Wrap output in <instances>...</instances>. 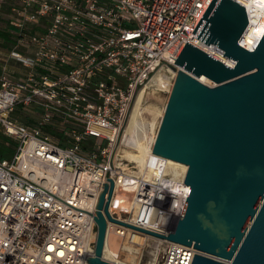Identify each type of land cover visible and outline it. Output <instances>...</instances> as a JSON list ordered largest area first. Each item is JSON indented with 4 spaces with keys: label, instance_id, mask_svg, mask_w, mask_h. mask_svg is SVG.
<instances>
[{
    "label": "built area",
    "instance_id": "1",
    "mask_svg": "<svg viewBox=\"0 0 264 264\" xmlns=\"http://www.w3.org/2000/svg\"><path fill=\"white\" fill-rule=\"evenodd\" d=\"M211 1L0 0L15 32L10 58L29 69L21 79L0 78V132L15 143L13 156L0 159V264H88L106 179L112 198L127 180L135 187L128 211L109 205L113 219L164 237L174 232L189 192L186 173L176 191L163 173L146 180L132 171L121 154L131 149L125 133L141 91L161 72L174 75L171 89L185 44L205 46L192 32ZM232 1L248 20L238 46L253 52L264 12L254 14L256 0ZM206 48L229 61L215 45ZM17 109L31 124L11 118ZM108 231L122 250L144 248L135 235L163 245L160 264H191L197 254L194 244L107 221ZM107 258L123 264L119 252Z\"/></svg>",
    "mask_w": 264,
    "mask_h": 264
},
{
    "label": "water",
    "instance_id": "2",
    "mask_svg": "<svg viewBox=\"0 0 264 264\" xmlns=\"http://www.w3.org/2000/svg\"><path fill=\"white\" fill-rule=\"evenodd\" d=\"M247 25L240 4L212 0L192 34L232 66L188 43L174 63L179 70L152 146L153 155L187 167L189 192L174 232L164 237L113 219L114 183L106 179L88 264H112L101 259L107 221L194 244L191 264H264V35L253 52L244 50L238 41Z\"/></svg>",
    "mask_w": 264,
    "mask_h": 264
},
{
    "label": "bare ground",
    "instance_id": "3",
    "mask_svg": "<svg viewBox=\"0 0 264 264\" xmlns=\"http://www.w3.org/2000/svg\"><path fill=\"white\" fill-rule=\"evenodd\" d=\"M242 5V4H241ZM256 8L254 9V14L258 13V10L264 12V0H256L255 1ZM256 39L259 40L264 35V21L257 23V27L255 28ZM196 46L200 50H208L206 47L207 45L197 44ZM227 63L226 65H231L230 61H224ZM173 74H166L161 72L158 74L155 79L148 85L145 89H143L140 95L137 98L135 103V107L133 109L132 115L130 117L126 133H125V140L127 141V145L134 151L128 152L123 151V159L129 160L130 162L137 165L138 173L140 176H143L144 179L149 180L151 176L159 175L163 173L164 176L168 177L166 183H172V187L177 191L181 190V179L183 175H185L187 171V167L185 165L160 158L152 154V146L156 138V131L158 125H155L153 118L152 122L149 124L145 119L142 117V102L147 95H157L162 91H169V86H171V82L173 79ZM200 81L210 87H213L208 80L201 78ZM213 84V83H212ZM158 92V93H157ZM152 113V112H151ZM163 117V111L160 114ZM147 132L151 133V137H147ZM137 173V174H138ZM131 180H127L123 183V187H116L115 189V196L112 198L110 206L111 211L115 210H122L128 211L131 206L128 204V197L129 195L133 194L134 186ZM127 198V201H126ZM109 239H110V231L107 232L106 240H105V247L103 257L107 258V253L109 250ZM145 240H149L148 238L144 237L141 238L140 236L135 235L133 238V243L138 245H143ZM113 251V250H112ZM157 254V253H156ZM155 264V263H153Z\"/></svg>",
    "mask_w": 264,
    "mask_h": 264
},
{
    "label": "rangeland",
    "instance_id": "4",
    "mask_svg": "<svg viewBox=\"0 0 264 264\" xmlns=\"http://www.w3.org/2000/svg\"><path fill=\"white\" fill-rule=\"evenodd\" d=\"M7 16H8V11H4V13L0 15V22H2V26L6 27V29L12 30V28L8 26ZM7 47L12 50L13 44ZM210 84L213 86L212 83ZM167 92L168 91H162L160 93L157 92L158 93L157 95H147L142 102L141 112L143 119H145L150 124L153 118H155L154 123L155 125H158V128L162 119V116H160V114L162 113V111L164 113V109L170 95V92L169 93ZM147 133H148L147 137L150 138L151 133L150 132ZM0 136L4 137V135L1 132H0ZM124 150L128 152H134L132 149H124ZM123 155L124 154L122 153L121 156ZM133 167L135 168L132 171L137 173L138 172L137 165L134 164ZM121 245H122V241H120L115 236L110 235L109 249H112L113 251L120 253L121 262L123 264H153V263L160 264L161 263L163 245H160L157 242H154L149 239L146 242H144L145 246L144 248L141 249H137L133 247V248H128L127 250H122Z\"/></svg>",
    "mask_w": 264,
    "mask_h": 264
},
{
    "label": "crops",
    "instance_id": "5",
    "mask_svg": "<svg viewBox=\"0 0 264 264\" xmlns=\"http://www.w3.org/2000/svg\"><path fill=\"white\" fill-rule=\"evenodd\" d=\"M4 11L7 10L6 9L1 10L0 15H2ZM12 44L14 46L13 29L12 30L6 29V27L2 26V22H0V78L3 74H7L13 80L21 79L28 75L29 69L23 67L22 65L13 61L10 58V53L12 52V50L9 49L7 46ZM21 52H23V50H21ZM11 118L17 120L21 124H26V125L31 124V120L33 119L29 115L21 113L18 109L17 111L11 114Z\"/></svg>",
    "mask_w": 264,
    "mask_h": 264
},
{
    "label": "trees",
    "instance_id": "6",
    "mask_svg": "<svg viewBox=\"0 0 264 264\" xmlns=\"http://www.w3.org/2000/svg\"><path fill=\"white\" fill-rule=\"evenodd\" d=\"M14 150L15 143L6 137L0 136V159H10Z\"/></svg>",
    "mask_w": 264,
    "mask_h": 264
},
{
    "label": "snow or ice",
    "instance_id": "7",
    "mask_svg": "<svg viewBox=\"0 0 264 264\" xmlns=\"http://www.w3.org/2000/svg\"><path fill=\"white\" fill-rule=\"evenodd\" d=\"M51 250V249H50Z\"/></svg>",
    "mask_w": 264,
    "mask_h": 264
}]
</instances>
